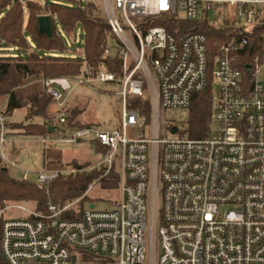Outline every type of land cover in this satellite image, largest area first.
Wrapping results in <instances>:
<instances>
[{"label": "built area", "instance_id": "2783aa9c", "mask_svg": "<svg viewBox=\"0 0 264 264\" xmlns=\"http://www.w3.org/2000/svg\"><path fill=\"white\" fill-rule=\"evenodd\" d=\"M99 1L116 40L104 56L118 59V70L91 66L83 51L79 75L43 78L56 106L46 122L59 134L41 141L99 143L97 166L118 170L121 195L80 219H61L72 204L47 212L12 206L26 217L2 211L7 263L83 264L88 253L112 264H264V0ZM211 12L224 24L209 21ZM107 82L121 87L118 126L70 128L73 83ZM210 85L215 129L205 137L166 120L167 110L189 109ZM9 118L0 104V166L8 169L19 166L6 148ZM129 128L139 134L130 137ZM24 171L21 178L35 172L39 185L63 173Z\"/></svg>", "mask_w": 264, "mask_h": 264}, {"label": "trees", "instance_id": "16d2710c", "mask_svg": "<svg viewBox=\"0 0 264 264\" xmlns=\"http://www.w3.org/2000/svg\"><path fill=\"white\" fill-rule=\"evenodd\" d=\"M42 14L52 16L53 38H49L46 34H39L38 17ZM55 20L60 25V32ZM79 26V35L84 41L82 49L88 63L97 69L106 65L108 70L117 71L119 60L104 56V49L109 44V39L114 40V35L102 7L96 0H86L79 6H66L57 2L42 6L37 0H28L25 4L20 0H0V51L23 52L0 55V97H6V101L3 102L4 113L9 117L13 116L17 110L28 109L27 122L12 123L10 118L7 121V125L12 123L13 127L22 129V135L25 137L42 139L59 134V132L56 134L48 132V126L54 124L46 122V119L54 114H48L49 107L51 103L53 104L51 97L39 84L31 88L26 86L38 78L76 77L80 74L81 56L50 54L66 52L69 48L64 39L74 36ZM188 26L192 28L193 25ZM193 29H195L194 26ZM213 101L212 85L193 95L187 121V133L190 137L202 138L210 132ZM139 102L136 101L134 104L137 105ZM67 109L70 113L67 125L70 128L102 125L100 122L76 121L77 115L81 112L78 105L70 106L68 103ZM143 113L147 117L150 116L148 101ZM34 117L40 118L41 122L33 121ZM90 145L99 154L105 152V149L97 142H91ZM7 152L11 158L14 157V147L11 150L7 149ZM73 165L77 170L61 173L57 178L43 185L31 179L16 178L9 169L4 171V167L0 166V208L8 202H30L35 204L37 210L47 212L50 204L63 208L66 204L80 199L78 208L69 207L61 213V219H80L84 210L93 203L87 196V191L93 182L98 181L104 189H116L120 186V174L116 168L107 172L104 166L89 169V164L80 165L74 162ZM2 221L1 217L0 264H8L1 246ZM82 259L97 264L108 262L88 253H84Z\"/></svg>", "mask_w": 264, "mask_h": 264}, {"label": "rangeland", "instance_id": "374dc122", "mask_svg": "<svg viewBox=\"0 0 264 264\" xmlns=\"http://www.w3.org/2000/svg\"><path fill=\"white\" fill-rule=\"evenodd\" d=\"M22 3H27L28 0H20ZM41 2L40 0H37ZM86 0H47L48 4L52 2H57L62 5H75L77 3L84 4ZM99 4L100 1L96 0ZM101 6V5H100ZM215 19V14L211 12L209 14V21L213 22ZM135 22L136 19L133 18ZM217 24H224L222 20H216ZM58 31L60 32V25L57 20H55ZM80 26L78 27L74 36L65 37L66 46L69 48L66 52H52L51 55H73L80 56L83 52L84 41L80 37ZM116 40L109 39V44L112 45ZM23 52H18L13 50L0 51V55H12ZM43 78H38L28 83L26 87L31 88L35 84H39L42 87ZM43 89V88H42ZM121 87L115 85L114 83H96L94 86H75L73 83L72 95L75 96L69 101L70 106L78 105L81 112L77 115L76 121L81 123H97L100 122L104 129L112 130L116 128L119 124L118 114L121 110V97L119 92ZM216 95V90L213 89V96ZM6 101V97H0V103ZM5 110V105H3ZM56 111V106L51 103L49 107L48 114H52ZM28 114V109L23 108L17 110L13 116L10 117V121L14 122H27L26 116ZM190 111L186 108L169 109L165 112V117L167 121H173L179 125L181 132H187V121L189 119ZM33 121L41 122L40 118L34 117ZM11 123V124H12ZM9 125L8 142L6 148L11 150L14 147L15 152L14 160L19 166H14L9 168L10 173L16 177L21 178L25 169L33 170H50L57 169L63 171V173L74 172L77 170L74 167V162L80 165L89 164V169L97 166L99 160L102 156L94 151L89 142H77L73 144H53L47 145L41 139L38 138H28L22 135L23 130ZM211 129H215V125L211 124ZM139 130L134 128L128 129V135L130 137L137 136ZM169 137H177L178 134H171L168 131ZM31 180L35 181L37 176L35 172L30 174ZM121 195L120 186L116 189H104L101 187L98 181L93 182L87 191L88 198L95 203L97 209H108L111 203L118 199ZM80 199H76L66 205L72 204L71 207L78 208V203ZM21 204L28 209H36L35 204L27 202H8L3 208H0V213L4 211L3 217H26L27 211H22L19 209H13L12 206ZM37 210V209H36ZM40 211V210H37ZM43 212V211H41ZM1 218V217H0ZM157 254L161 253L160 247H157ZM83 264H97L96 262L84 261ZM107 264H112L107 262Z\"/></svg>", "mask_w": 264, "mask_h": 264}, {"label": "water", "instance_id": "95a60500", "mask_svg": "<svg viewBox=\"0 0 264 264\" xmlns=\"http://www.w3.org/2000/svg\"><path fill=\"white\" fill-rule=\"evenodd\" d=\"M39 22V34H46L49 38H53V22L52 16L50 14H42L38 17ZM56 131V127L54 125L48 126V132L54 133ZM176 131V128L173 130ZM4 171H8V168H4ZM96 205L95 203H90L89 208H94ZM76 257L73 256V262H75Z\"/></svg>", "mask_w": 264, "mask_h": 264}]
</instances>
